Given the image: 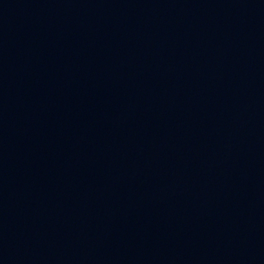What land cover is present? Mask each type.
Listing matches in <instances>:
<instances>
[{
    "label": "water",
    "instance_id": "water-1",
    "mask_svg": "<svg viewBox=\"0 0 264 264\" xmlns=\"http://www.w3.org/2000/svg\"><path fill=\"white\" fill-rule=\"evenodd\" d=\"M0 264H264V0H0Z\"/></svg>",
    "mask_w": 264,
    "mask_h": 264
}]
</instances>
